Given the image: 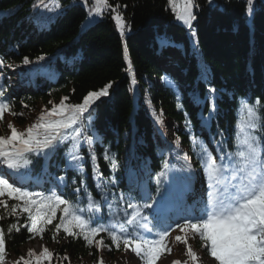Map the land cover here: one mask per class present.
<instances>
[{
    "label": "trees",
    "instance_id": "obj_1",
    "mask_svg": "<svg viewBox=\"0 0 264 264\" xmlns=\"http://www.w3.org/2000/svg\"><path fill=\"white\" fill-rule=\"evenodd\" d=\"M92 2L88 0L86 7L82 0H0V59L4 61L0 90L13 110L23 113H5L4 117L13 126L23 127L39 105L50 111L64 97L66 104H79L89 92L110 86L108 94L96 99L81 123L74 125L82 132L80 155L84 157L86 185L102 205L96 216L107 224L113 212L126 206L124 201L130 194L135 197L133 202L142 203L138 185H144L158 201L154 204L157 215L175 211L190 180H197L199 193L206 200L203 167L196 155L198 146L207 145L213 156L222 155L221 148L235 150L236 124L243 116L242 99L259 100L258 111L264 115V0H252L251 11L247 0H195L196 19L190 28L177 22L168 0H109L112 6L119 5L117 11L125 24L123 36L110 9L99 17L89 16ZM25 57L31 63L24 64ZM166 63L181 74L183 97L169 86L154 84L162 78ZM209 90H213L211 100ZM210 111L213 118L204 126L201 118H207ZM157 116L162 124L156 123ZM165 120L175 125L177 142L163 139ZM3 127L2 120L0 134ZM219 140L225 143L217 147L215 141ZM90 148L95 161L90 158ZM106 150L115 158V171L105 159ZM64 152L65 146H61L50 162L30 156L34 164L30 176L24 178V186L46 195L51 189L75 202L74 189L79 185L72 183L77 178L74 170L65 171ZM93 164L104 180L102 187L113 205L111 209L100 199ZM45 169L51 177L45 175ZM162 171L164 175L159 176ZM62 174L67 187L54 188L53 183ZM49 179L53 183L45 182ZM0 199L8 205L17 203L7 195ZM87 204V198H82L79 207L86 209ZM117 214L123 216L122 211ZM83 215L90 213L85 211ZM0 216H4L0 227L5 230V256L13 254L18 261L19 249L33 239H28L31 234L26 228L8 234V226L17 217L7 215L2 207ZM26 218L27 213L20 215L19 223H26ZM52 229L48 225L43 239L35 238L53 249V258L41 264H98L101 257L112 261L125 252L123 246L117 251L105 233L95 239H103L105 245L112 246L111 251H97L94 244L86 247L82 238L66 236L62 231L58 242H53ZM144 235L149 237L148 233ZM191 242L215 264L198 237ZM37 256L31 258L32 264H36Z\"/></svg>",
    "mask_w": 264,
    "mask_h": 264
},
{
    "label": "snow or ice",
    "instance_id": "obj_2",
    "mask_svg": "<svg viewBox=\"0 0 264 264\" xmlns=\"http://www.w3.org/2000/svg\"><path fill=\"white\" fill-rule=\"evenodd\" d=\"M82 2L86 7L88 6V0ZM182 3L183 7L178 10L176 0H168L175 18L190 28L192 21L196 19L193 8L197 5L195 0H182ZM247 4L251 11L252 0H247ZM44 7L49 11L52 10L48 5ZM54 7L59 8L60 5L55 4ZM118 7L119 5L112 6L109 0H93L91 7L88 8L89 16L99 17L110 9L113 13L111 18L116 22L117 29L123 36L125 24L123 17L117 11ZM23 63L29 64L31 61L25 57ZM3 64L4 61L0 59V67ZM108 87L110 86L100 91L89 92L79 104H66L67 97L62 98L58 105L53 104L50 111L42 110L36 121L24 131H18L12 124L8 125L10 135L0 136V197L7 195L10 200H15L17 203L8 205L5 200L0 199V207L7 215L17 217L16 222L8 226V234L13 230L19 232L21 228H26L31 234L29 240L37 236L43 239L47 226L52 225L53 242H58L57 236L62 231L66 236L82 238L86 247L91 248L94 244L97 251L101 248L111 251L112 246L119 251L123 246V250L133 252L141 264H157L163 255L171 253L167 241L171 225L159 219L154 209V204L158 201L152 197L151 192L144 185H138L142 203L133 202L135 197L130 194L124 201L126 206L117 209V212H123V216L113 212L112 219L105 224L102 217L96 216L102 205L88 190L83 175L84 157L80 155L82 132L74 125L81 123L84 113L88 112L96 99L108 94ZM212 92L213 90H209V100L212 99ZM3 96L4 93L0 90V122L5 113L13 116L23 115L16 113L11 101L3 99ZM259 107V100L255 102L247 98L241 100L240 110L243 111V116L236 124L234 151L229 152L221 148L222 155L214 157L207 145L198 146L200 150L196 155L200 159L208 182L207 199L201 198L197 206L184 217L185 222L171 228L172 231L178 228L183 234L175 237L177 243L186 245L185 254L188 259L183 264H197L200 259L188 244L189 238L196 237L202 241V247L207 250L215 264H264V115L259 113ZM212 118L211 111L207 118L202 117L204 126H208ZM156 123L162 124L159 116L156 117ZM188 123L189 121L186 120V125ZM85 142L90 145L87 138ZM215 143L220 147L225 141L219 140ZM61 146H65V171L73 169L76 173L77 178L72 181L73 184L79 185L74 189L75 202L61 198V195L51 189L46 195L44 191L28 190L24 186V178L30 176V166L34 164L30 156L42 157L45 162H50L54 160ZM89 155L92 161L96 160L91 148ZM105 159L115 171L117 163L107 150ZM184 161L188 165L187 156L184 157ZM45 175L51 177L46 169ZM163 175L162 171L159 176ZM93 178L100 192V199L111 209L113 205L104 192L102 187L104 180L95 164H93ZM58 180L59 184L53 183V179L45 182L53 183L54 188L59 185L67 187L64 176H60ZM82 198L88 200L86 209L79 207ZM129 209L131 212L128 211ZM146 209L153 211L147 213L144 211ZM58 211L59 217H57ZM85 211L90 215L85 217L83 215ZM24 213H27L26 223L20 224L19 216ZM2 219L4 216H0V220ZM57 219L58 223L53 225V221ZM101 233L106 234L112 246L105 245L103 239H95ZM144 233H148L150 238ZM5 245V230L0 227V264L5 262ZM33 256L34 253L29 250V259L20 257L16 264H20V261H23V264H32ZM52 258L53 253L42 246L39 256L36 257V264ZM63 259L67 260L68 257L65 256ZM98 264H104L102 258ZM173 264H181V262L173 261Z\"/></svg>",
    "mask_w": 264,
    "mask_h": 264
},
{
    "label": "rangeland",
    "instance_id": "obj_3",
    "mask_svg": "<svg viewBox=\"0 0 264 264\" xmlns=\"http://www.w3.org/2000/svg\"><path fill=\"white\" fill-rule=\"evenodd\" d=\"M176 3L178 5V10L179 8L183 7V3L182 0H176ZM172 9V8H171ZM177 20V19H176ZM179 23H182L181 21H178ZM183 24V23H182ZM198 54V53H195ZM166 67L167 70H171L172 72L168 74V72H166L165 70L163 71V75L161 79H156L154 81V84L156 86H169L171 87L173 90L176 91V93L183 97L184 94L181 90V88L179 87V84L181 83V74L177 73L175 71V69L173 67H171L168 63H166ZM206 70H204V76H206ZM176 79L175 81L173 80ZM42 110H47L46 108L42 107V106H38L36 108V111L34 113H32L29 118L26 120V123L23 127H16L14 126L18 131H24L26 128H28L32 123H34L33 119H37V117L41 114ZM11 124L9 122V120L4 117L3 118V131L1 132L0 136H8L10 135V130L8 128V125ZM164 133H163V139L167 142V143H171V142H177V137L175 135V125L172 124L170 121L165 120L164 121ZM217 157V156H215ZM206 184H207V189H208V182L206 179ZM191 188H193L194 192L192 191V195H194L195 193V189H196V184L195 182L192 183ZM201 199H197L195 197L191 198V200L189 201V205L185 206V209L177 214L175 216V219L180 217V218H184L189 212H191L198 204V202ZM185 221V220H184ZM178 235H183L179 229L177 228L175 231H172L170 233V235L167 237V241L169 244V247H171V253L170 254H166L165 257L162 258L160 264H173V261H179L181 262V264H183L184 261H186L188 258L185 254L186 251V245L184 243H177L175 241V237ZM193 238H189L188 239V244L192 247L193 251L197 254V256L200 258L197 262V264H213L211 259H207L205 257H203L200 254V251L195 249V247H193V244L191 242ZM42 246H46L44 242L38 240H34L30 243H25L24 245H22L21 249H19V254L21 255L20 257H23L24 259L28 256V252L29 250H32V252L35 255L40 254L41 250H42ZM48 250L50 252L53 251L52 249V245H50L49 247H47ZM18 257H16L13 254H10L8 257L5 256V262L4 264H15L16 260ZM103 262L104 264H138L140 262L139 258L135 256V254L131 251H127L124 252V254L117 256L115 259H113L112 261H107L106 258H103ZM90 263V262H89ZM88 263V264H89ZM70 264H76L75 262L71 261Z\"/></svg>",
    "mask_w": 264,
    "mask_h": 264
}]
</instances>
